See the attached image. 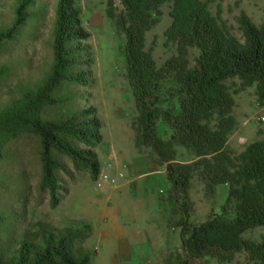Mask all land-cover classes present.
I'll return each instance as SVG.
<instances>
[{
  "label": "trees",
  "instance_id": "trees-1",
  "mask_svg": "<svg viewBox=\"0 0 264 264\" xmlns=\"http://www.w3.org/2000/svg\"><path fill=\"white\" fill-rule=\"evenodd\" d=\"M124 11L116 20L125 35V59L129 86L135 101L137 118L135 146L142 152L149 147L165 165L171 185L169 200L183 216L182 249L189 259L212 258L231 263L241 253L250 263L264 264V238L255 242L245 233L264 228V139L248 145L240 154L227 147L235 130V95L256 86L260 106H264V24L257 26L245 12L238 18L243 42L233 36L221 17V6L213 15L210 5L224 0H120ZM34 0H21L16 22L7 31H0V54L4 43L14 38L16 30L28 18L26 9ZM168 8L171 19L165 30V45L174 44L176 55L161 67L146 48V34L161 21L156 15ZM55 36V63L49 79L37 91H28L0 111V160L3 149L22 134L39 138L41 145V189L51 196L50 207L60 203L58 171H66L55 153L73 160L76 170L88 172L93 181L100 174L96 148L102 143L101 122L95 109L79 111L60 121L43 118V112L56 104V89L65 81L88 85L86 72L69 76L77 63L78 48L69 43L85 41L90 34L82 27L80 10L75 0H59ZM197 49L195 66H189V50ZM0 68V84L7 74ZM241 81L232 90L229 80ZM170 84L166 104L162 92ZM175 101V104L172 102ZM159 123H165L171 136L160 135ZM136 127V128H135ZM190 151L195 161H176V148ZM207 193L214 194L219 186L228 185L227 206L233 205L235 215H214L207 221L192 225L189 190L196 170ZM5 221L0 215V225ZM80 229H59L51 223L38 221L22 237L16 252L4 257L0 246V264H92L91 252L81 243L88 237ZM182 264V263H181Z\"/></svg>",
  "mask_w": 264,
  "mask_h": 264
},
{
  "label": "rangeland",
  "instance_id": "rangeland-1",
  "mask_svg": "<svg viewBox=\"0 0 264 264\" xmlns=\"http://www.w3.org/2000/svg\"><path fill=\"white\" fill-rule=\"evenodd\" d=\"M20 3L21 0H0V31H7L13 27ZM58 4L59 0H34L26 9L27 20L18 27L14 38L4 43L3 52L0 54V68L6 67L8 70L0 84V111L18 100L24 93L37 91L51 76L55 63L54 44ZM219 5L223 21L231 34L241 42H243V32L238 18L243 12L257 26L264 24V0L218 1L210 5V10L215 16ZM75 6L80 10L81 25L90 37L85 41L69 43L70 47L78 48L80 52L77 54L78 63L69 70L68 75L76 76L85 71L88 85L63 81L53 94L57 101L56 104L49 106L43 116L51 121L62 120L64 116L69 115L85 102L92 105L95 99L91 100V98L97 95L96 100L99 102L97 104L103 105V107L98 105V108H106V114L101 113L104 121L101 132L104 137L102 148H111L115 145L118 152L132 150L127 117H130L133 127L137 118V110L135 101L132 103L128 101V99L133 101L134 98L126 71L124 51L126 39L117 27L116 20L108 16V13L112 11L117 17L124 11V7L120 0H75ZM156 17L161 22L146 34V48L152 51L157 66L161 67L177 52L174 44L165 45L164 32L171 24L168 8L164 7ZM198 55L197 49L189 50L190 67L195 66ZM228 85L232 90H237L240 88L241 81L229 80ZM170 86L167 84L162 92V99L165 103L169 98L167 92ZM172 104H175V101ZM261 118H264V110H259L257 107L253 127L264 135V121ZM163 131L160 133L164 137ZM144 148L146 147L142 148V152L145 151ZM147 149L155 154L151 148ZM176 153L177 162L191 163L195 160L194 155L187 149L177 147ZM117 158H119L118 155L112 159L113 163L106 164L104 169L101 166L100 169V173L106 172L117 178V183L112 185L114 188L119 187L121 182L126 180L123 172L117 169L116 161H119ZM41 166V145L39 138L35 135L22 134L3 149V158L0 160V215L5 221L0 225V246L4 257L12 256L16 252L26 230L38 221L51 223L59 229L66 228L51 222L62 224L59 221L61 220L60 212L57 216L50 207L49 193L40 187L43 175ZM81 172L75 176V173L68 171L67 168L66 171H58V178L62 183L59 193L60 201L69 187H73L72 185L78 182L83 183L79 184L73 192L70 209L77 207L90 209L91 205L85 202L86 199L95 197L96 189H103L96 187L95 181L87 176L88 172ZM84 182H87V186ZM158 188L164 189V186ZM228 191L229 186L222 185L214 194L207 193L200 176V169L196 170L189 190V223L198 225L214 215L224 214L223 208L227 206ZM169 192L170 188L161 198V201L167 204L171 211L168 224L170 228L181 231L177 225L182 219L183 210L177 208V214H172L174 202L169 200ZM225 215L228 218L234 217L233 205L227 206ZM80 230L82 233H90L87 226H82ZM245 237L261 242L264 238V228L249 230L245 233ZM186 259L182 245L180 252L175 249L170 256H167L168 264H183ZM188 263L259 264L250 263L246 253L237 255L231 263H220L212 258L189 259Z\"/></svg>",
  "mask_w": 264,
  "mask_h": 264
},
{
  "label": "crops",
  "instance_id": "crops-1",
  "mask_svg": "<svg viewBox=\"0 0 264 264\" xmlns=\"http://www.w3.org/2000/svg\"><path fill=\"white\" fill-rule=\"evenodd\" d=\"M96 96L93 95L91 98V100L95 99L92 105L85 102L81 107L64 116V119L84 109L94 108L95 116L101 122L102 132L104 121L101 113L106 114V108H98V105L101 107L103 105L97 104L99 102ZM128 101L134 102L132 99ZM235 101L234 117L237 126L229 136L227 147L234 154H240L251 143L264 139V135L253 127L256 108L263 111L264 106L258 103L255 85L237 93ZM127 118L132 150L118 152L115 145L103 149L104 137L96 148L103 169L106 164L113 163L112 159L118 155L117 169L123 172L126 180L121 182L119 187L114 188L107 184L103 189H96L97 195L85 201L91 205L90 209L83 207L70 209L73 192L83 183L72 185L59 205L53 209L57 216L60 212L59 221L62 224L51 222L59 227L81 229L82 226H87L90 229L88 237L81 245L91 252L92 264H168L167 256H170L175 249L180 252L182 242L180 229L169 227L171 214L169 206L161 201L166 190L171 189L166 166L158 163L156 155L147 149L148 147L144 148L143 152L138 151L135 146L136 133L130 117ZM158 126L161 131L164 130L163 138L171 136V131L165 123H159ZM55 158L64 167L66 166L68 171L74 172L75 176L77 173H82L75 169L70 157L55 153ZM87 176L91 179L89 173ZM84 185L87 186V182H84ZM161 186H164L165 190L158 188Z\"/></svg>",
  "mask_w": 264,
  "mask_h": 264
},
{
  "label": "built area",
  "instance_id": "built-area-1",
  "mask_svg": "<svg viewBox=\"0 0 264 264\" xmlns=\"http://www.w3.org/2000/svg\"><path fill=\"white\" fill-rule=\"evenodd\" d=\"M262 121H264V118H261ZM117 183V178L112 177L109 173L101 172L95 181L97 188H103L105 185H115Z\"/></svg>",
  "mask_w": 264,
  "mask_h": 264
},
{
  "label": "clouds",
  "instance_id": "clouds-1",
  "mask_svg": "<svg viewBox=\"0 0 264 264\" xmlns=\"http://www.w3.org/2000/svg\"><path fill=\"white\" fill-rule=\"evenodd\" d=\"M96 181V180H95Z\"/></svg>",
  "mask_w": 264,
  "mask_h": 264
}]
</instances>
